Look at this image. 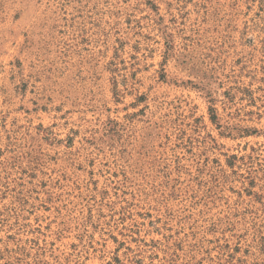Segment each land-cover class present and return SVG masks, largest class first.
<instances>
[{"label":"rangeland","instance_id":"1","mask_svg":"<svg viewBox=\"0 0 264 264\" xmlns=\"http://www.w3.org/2000/svg\"><path fill=\"white\" fill-rule=\"evenodd\" d=\"M0 264H264V0H0Z\"/></svg>","mask_w":264,"mask_h":264}]
</instances>
